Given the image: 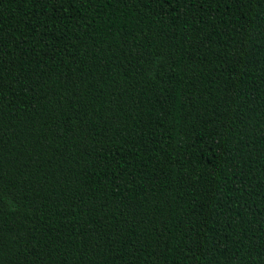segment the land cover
<instances>
[{"label": "trees", "instance_id": "1", "mask_svg": "<svg viewBox=\"0 0 264 264\" xmlns=\"http://www.w3.org/2000/svg\"><path fill=\"white\" fill-rule=\"evenodd\" d=\"M0 264H264V0H0Z\"/></svg>", "mask_w": 264, "mask_h": 264}]
</instances>
